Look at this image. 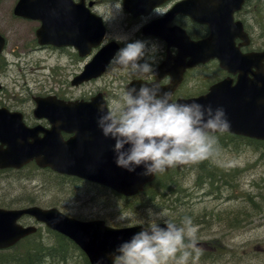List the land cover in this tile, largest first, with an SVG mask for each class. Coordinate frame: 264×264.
Wrapping results in <instances>:
<instances>
[{"label": "rangeland", "instance_id": "1", "mask_svg": "<svg viewBox=\"0 0 264 264\" xmlns=\"http://www.w3.org/2000/svg\"><path fill=\"white\" fill-rule=\"evenodd\" d=\"M12 9L13 7L10 10ZM4 10V18L10 22L9 10ZM253 15L258 18V21L255 22L251 15L250 19L264 27V10L256 9ZM119 21L120 24H117L114 19L111 20L112 31L117 34L118 38L127 42L137 36L133 33L128 35L126 28L130 25L125 24L124 18H120ZM10 24H17V21L11 20ZM23 25L26 24L23 23ZM136 26L137 23L134 28ZM120 29H124L123 34ZM255 34L256 40L260 41L258 46L262 47L264 34L262 31H255ZM13 45L14 43L11 44ZM18 48L20 49L19 46ZM148 48L151 49V46ZM19 55L21 56L17 58L12 57L15 58L14 62L18 66L16 72L6 78L9 89L14 88L13 84L18 82L20 87L27 85L35 92L42 89L45 90L42 93L57 94L68 100L89 99L99 91H105L113 97L112 102L115 105L125 92L124 85L133 74L130 70L113 65L102 78L73 86L72 79L80 73L86 61L84 63L78 58L70 59L67 53L61 55L58 51L46 48H32ZM217 76L219 74L214 70L202 69L197 75L199 81L197 85L202 83L204 86L207 81L216 80ZM20 87L15 92L19 93ZM222 145L217 143L214 158V162L221 164L224 172H227L223 183L219 184L221 198L216 193L208 192L215 185L195 187L198 172L181 171L184 175V177L182 175L183 190L189 193V197L186 196L185 200H190L189 206H193L194 218L199 219L197 222L193 221L198 228L195 238L206 244V250L199 252L198 256L196 250L186 249L189 255L185 264H264V144L257 146L243 141L235 147L228 145L230 147L223 148L225 145ZM235 169L237 172L234 174ZM227 170L231 173L229 174ZM43 172V170L37 172L30 167L28 172L23 174L0 173V203L19 208L33 199L42 207L55 205L70 213L71 216L81 219L102 218L106 214L111 223L121 226L148 225L149 209L154 212L166 209L168 215L163 219L171 221L185 211V206L175 201L140 205L138 202L144 199L143 196H138L140 199L132 201L135 205L134 209H125L124 202L113 196H108L107 205L106 197L94 193L99 189L82 184L83 182L64 181L58 178L50 183L47 178H52L51 174ZM176 174L177 176H173L164 171L159 183L166 182L170 178L179 181L181 175ZM228 174L229 176L234 174L229 185L224 183L229 180ZM59 182L62 183L60 187ZM170 183L171 181H168V184ZM102 198L104 201H101ZM157 222H163V220ZM42 228L45 230L44 227ZM43 235L46 241L49 237L46 233ZM179 253L176 254L175 259H170L166 264H176V260L182 256ZM45 264L55 263L49 260Z\"/></svg>", "mask_w": 264, "mask_h": 264}, {"label": "water", "instance_id": "2", "mask_svg": "<svg viewBox=\"0 0 264 264\" xmlns=\"http://www.w3.org/2000/svg\"><path fill=\"white\" fill-rule=\"evenodd\" d=\"M51 1V0H47ZM29 3V0H25ZM18 6L16 12L22 13L24 9ZM53 8L48 5L46 23L51 21ZM232 10L226 12L224 20L227 21ZM60 14V11H59ZM91 27H92V20ZM60 25V23H59ZM46 28L40 31L45 39ZM201 50L212 48L210 41L198 44ZM88 53V52H86ZM97 57L86 72L75 80L81 83L101 75L112 57ZM218 58L221 66L232 72H240L236 85L230 80H225L213 86L210 92L198 99L180 100L178 103L211 104L213 108L223 107L231 127L228 132L247 137L264 140V52L261 54L240 55L234 54L232 46L228 43L221 44L218 50H210L207 59H198L196 63ZM256 67L253 80L248 78L252 68ZM180 74V71L178 72ZM139 85H130L138 87ZM97 103L75 104L70 106L67 114L66 106L59 103L56 110H61L57 120H51L54 128L47 132L41 139L29 142L26 133L20 131L9 123H0V135L9 144V155L14 157V166L21 167L33 159H37L42 167L51 166L59 173L77 175L108 185L125 195H135L141 192L144 186L153 181L155 175H142L143 166L137 167L135 172L118 167L115 163L116 154L113 151L115 141L104 140L102 131L97 126L99 116ZM55 111V110H53ZM50 118V114H47ZM75 132L77 136L65 142L61 133ZM22 135L24 143L14 140ZM0 155V167H8ZM32 215L37 220L45 223L49 228L56 230L77 242L87 252L92 264H113L112 256L124 241L129 240L135 233L142 230L141 226L112 229L106 227L102 221H78L60 213L57 209H42L33 207L25 210L0 209V249L15 246L21 239L36 232L34 227H23L18 221L23 215ZM161 227L166 225L161 224Z\"/></svg>", "mask_w": 264, "mask_h": 264}, {"label": "clouds", "instance_id": "3", "mask_svg": "<svg viewBox=\"0 0 264 264\" xmlns=\"http://www.w3.org/2000/svg\"><path fill=\"white\" fill-rule=\"evenodd\" d=\"M115 7L122 9L119 2ZM156 50V46L149 50L144 41L128 42L118 49L110 65L150 75L155 71ZM98 112V128L104 137L115 141L117 166L129 172L143 166L144 176L210 158L217 151L215 134L231 127L223 107L174 102L172 93L155 82L128 88L115 105L102 102ZM148 215V226L118 246L113 264H166L181 251L183 255L176 264H185L189 255L186 249L195 247L198 230L191 218L185 217L178 225L163 219L168 215L166 209H149Z\"/></svg>", "mask_w": 264, "mask_h": 264}, {"label": "flooded vegetation", "instance_id": "4", "mask_svg": "<svg viewBox=\"0 0 264 264\" xmlns=\"http://www.w3.org/2000/svg\"><path fill=\"white\" fill-rule=\"evenodd\" d=\"M19 1L21 0H0V34L6 40L5 51L0 54V109L5 108L10 113H20L22 120H24L25 125L29 128H35L38 126L51 128L49 122L46 121L47 119H42L38 114H36V108L38 106L37 100L39 98L51 97L52 93H42V89L35 92L31 90L30 86L22 85L20 87L18 85V82H15L13 84L14 88L9 89L6 83V78L16 72L18 65H16L14 60L18 56H21L19 55V53H21L20 51L23 48L27 49L28 44L31 42H35L41 48L59 51L61 55H65L69 48H58L53 45H42L38 37V31L43 26V21L41 19L31 20L16 16L14 13V7L18 4ZM187 1L193 2V0H147L145 6H142L141 4H144L145 0H73L74 3L80 4L86 9H91L94 13L98 14L104 19L108 32L113 35L112 36L109 34L107 40H117L118 37L117 34L112 31V19H114V22H116L117 24H120L119 19L124 18L126 21L125 24L130 25L126 28V31L129 33H133L132 26H135L136 23L137 25H139V31L142 33L144 25H146L147 23L151 24L155 21H159V23L162 24L163 27V37L157 36L159 38L158 39L151 35L147 36V38L151 40H162V42H164V48L160 51L161 58L155 63V70L165 61L170 53L172 54V58L178 56L179 49L176 45L173 44H176L178 42L176 37L173 36V43H171L170 41L171 34L174 33V31L172 30L180 28L188 34L190 39L194 41L206 39L211 35L209 24L198 22L194 20L192 16H188L177 10V7H179L180 4H183ZM117 2L121 4L122 9H117L115 7ZM193 3L195 11H203L204 7H209L213 11L223 13L232 10L235 21L241 23V28L244 30V32L234 33L231 30L230 32L228 30L221 29L219 34L217 35V39L227 37L232 33V35L235 36V43L244 53L261 50L258 46L260 44V41L256 40L255 38V31H262V33L264 34V27L262 25L254 23L250 19V15L255 19V22L258 21V18L253 15V13L256 9L264 10V0H194ZM237 4L241 5V7L238 10L234 11ZM128 6H139L138 10L151 11L147 14V16H145L144 14L135 15L127 11ZM11 7H13L12 10H10ZM140 7L144 8L142 9ZM164 8L166 9L163 10ZM4 9L9 10V21L11 22V20H16L17 24H10V22H8L7 19L4 18L3 12L7 11ZM191 10L192 8L187 9L188 12H190ZM223 13L220 18H224ZM61 16H64V14H62ZM80 17L81 15H76V18ZM23 23L26 25L24 26ZM231 26L232 24L228 23L223 28L228 29ZM158 30L161 29H159L158 27L154 28L155 32H157ZM120 31L122 34L124 33V29H120ZM245 34H247V37ZM119 42H121V44H124V41ZM12 43H14L13 46H11ZM169 44L172 45L170 48ZM17 45L20 46L21 50ZM201 68L202 66H197L195 68L187 70L183 83L179 86V88L173 95L174 99L179 97H187L186 95L188 94H181V87L191 93L195 92L193 90H198L199 92H201L202 83H200V85H197V83L199 82L197 79V75L201 73ZM214 68L216 67L211 65V69ZM225 76H228L226 72ZM132 77L143 79L148 83H154L157 81L155 71L154 73L146 76H141L139 74L133 73ZM171 83V77H166L160 81V84L164 86L170 85ZM18 87H20L19 93L15 92ZM5 118L13 119V117ZM42 135V132H40L39 136ZM1 145L2 144L0 143V146ZM6 147L7 145L4 146V148ZM31 166L32 169L37 168L36 163L32 162L28 164L27 167L21 170H6L12 172H21L28 170V168Z\"/></svg>", "mask_w": 264, "mask_h": 264}, {"label": "trees", "instance_id": "5", "mask_svg": "<svg viewBox=\"0 0 264 264\" xmlns=\"http://www.w3.org/2000/svg\"><path fill=\"white\" fill-rule=\"evenodd\" d=\"M220 140L217 141V143H221V145H225L223 148L230 147L228 145H234V147L239 143L242 142V139L236 136L232 135H225L220 136ZM244 139V138H243ZM249 144L257 145L256 141H252L249 139H244ZM222 145V146H223ZM227 146V147H226ZM215 154L211 156L208 159L196 162V163H188V164H178L174 167L167 168L166 173H169L170 175L177 176L176 173L180 174L179 181H174L172 178L168 179L166 182H160L161 174H163L164 171L158 172V178L154 182V184L150 185L145 194L143 195L144 199L142 201H139L138 204L140 205H153V203H160V202H174L180 203L183 206H185V211L180 215L178 214L176 219H173V221H177L181 223L185 217L191 218L192 222L196 220V222L199 219L194 218V212H193V206L190 207L191 204L190 200L187 201L186 196L189 197V193L185 190H183L182 186V175L181 171H189V173H193L196 171L197 177L195 179V187L200 186H206V185H215L213 189H209L208 192L216 193L221 198V191H220V182L223 183L224 176L226 175V171L222 169L221 164H218L214 162ZM228 171V170H227ZM234 174L237 172V169L233 170ZM47 172H44V174ZM228 173L230 174L231 171L229 170ZM228 174V176H229ZM232 174L229 176V180H226L224 183L229 185L230 179L233 177ZM53 175V174H52ZM184 177V175H183ZM61 180H71L73 182L80 181L77 178H69L66 176H56L53 175L52 178H47L48 182H53L56 179ZM47 181V180H46ZM168 181H171L170 184H168ZM159 183V184H158ZM59 187L62 185V183H58ZM99 189H102V187H99ZM202 190V189H201ZM97 195H101V197H106L108 200V196H113L109 192L99 191L94 192ZM115 194V193H114ZM116 195V194H115ZM208 195V194H207ZM118 196V195H116ZM120 197V196H118ZM122 198V197H120ZM125 201V209H134L135 205L132 203V201H136L140 198H122ZM33 200V199H31ZM35 202V200H33ZM101 201H104L102 198ZM186 201V203H185ZM96 203V201H94ZM188 206V208H187ZM202 221V220H201ZM202 224V222H200ZM195 224V223H194ZM204 225H207L206 223H203ZM47 234V237H49L46 241L43 238L44 232L39 231L35 235H32L22 241L18 246L6 250V251H0V264H45L47 261H52L55 264H81L78 260V258L84 263L89 264L87 258L85 255L80 252L79 248L67 237L52 232L50 230H47L45 232ZM179 254L183 255V251H181Z\"/></svg>", "mask_w": 264, "mask_h": 264}, {"label": "bare ground", "instance_id": "6", "mask_svg": "<svg viewBox=\"0 0 264 264\" xmlns=\"http://www.w3.org/2000/svg\"><path fill=\"white\" fill-rule=\"evenodd\" d=\"M27 167V166H26ZM32 167V166H31ZM30 168V167H29ZM41 170H43L44 171V169H41ZM4 172H12V171H8V170H6V169H2V168H0V173H4ZM51 177H53V175L51 174L50 175ZM29 204H31V202H29L28 203V205ZM73 219H75V220H80V217H76V216H74V217H72ZM173 222H175L176 224H178V222L177 221H173ZM27 223L28 224H30L32 227H34V228H36V232L35 233H33V235H35L36 233H38L39 231H42V232H46L47 231V229H43V228H41V227H38V224H37V222L35 221V220H33V219H29V220H27ZM182 223V222H181ZM72 240V242H74L76 245H78V246H80L77 242H75L73 239H71ZM186 243H187V241H186Z\"/></svg>", "mask_w": 264, "mask_h": 264}]
</instances>
